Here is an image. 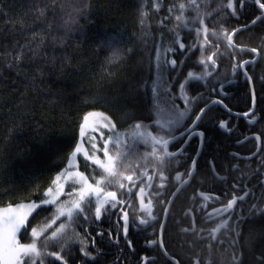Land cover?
<instances>
[{
  "label": "snow or ice",
  "instance_id": "6c2138e0",
  "mask_svg": "<svg viewBox=\"0 0 264 264\" xmlns=\"http://www.w3.org/2000/svg\"><path fill=\"white\" fill-rule=\"evenodd\" d=\"M252 4L253 18L233 25L248 0H138L133 17L139 36L114 27L95 37L88 53L105 70L122 69L139 57V74L129 81L127 99H80L77 106L87 111L69 143L71 151L55 153L67 162L48 167L49 173L57 170L46 182H41L43 170L32 165L0 182L6 185L0 191V264H105V246L116 250L110 264H156L136 251L131 238L148 229L155 238L145 236L146 244L157 246L166 264H183L166 244V223L183 187L197 174H211L220 183L217 191L195 190L192 199L198 195L201 202L187 210L191 224L182 229L207 240L209 258L203 264H212L214 244L230 252L229 264H245V245L256 264H264V75L257 80L249 68L264 59V48L236 39L242 31L264 26V0ZM97 7L94 0H27L19 13L10 9L9 15L0 6V15L10 22L0 30V68L15 76L9 81L0 72V81L24 100L32 98L29 107H43V97L64 111L66 90L53 92L49 84L67 75L68 49L87 43L85 32L95 22ZM243 53L250 56L242 58ZM241 77L243 96H231L229 86ZM141 83L150 108L143 117L126 111ZM238 100L246 110L233 112L230 104ZM9 103L0 105L8 113ZM104 105L131 121L128 129L122 132ZM217 107L252 125L243 141H254L256 151L233 152L227 168L213 158L205 171L198 167L210 139L203 126L213 124L229 134L237 127L229 126L230 120L217 121ZM193 138L196 146L190 152ZM30 155V148L22 150L23 158ZM244 161L250 172L241 171ZM169 169L175 172L174 190ZM197 213L213 226L197 229ZM191 264L202 261L197 255Z\"/></svg>",
  "mask_w": 264,
  "mask_h": 264
},
{
  "label": "trees",
  "instance_id": "16d2710c",
  "mask_svg": "<svg viewBox=\"0 0 264 264\" xmlns=\"http://www.w3.org/2000/svg\"><path fill=\"white\" fill-rule=\"evenodd\" d=\"M27 0H0V6H3V11L12 14V12L19 13ZM138 0H94L96 8V15L92 18L95 22L88 26L85 32V39L87 43L68 49L67 55L71 58V67L68 69L67 75L62 79L53 77L50 81L49 87L55 92L58 89L66 90L68 94L67 103L61 102L64 111H61L60 106H54L44 103V98L41 97L40 104L33 105L32 98L24 100L21 96L14 94L10 84L6 85L4 81H0V105L4 101H9L11 112L0 107V172L6 175H0V182L8 178H17V174L21 169L27 170L30 165L35 168L43 170L41 182L47 181L48 177L57 170L53 168V172L46 171L54 163L60 164L61 167L67 161L61 163L59 157L55 154L58 150L61 156L66 155L71 151L69 143L76 135L80 117L84 111V107H78L80 99H88L95 96L108 95L111 97H122L127 99L129 91L128 84L139 74V57L128 63L125 67H105L101 62L88 53L89 47H94L93 41L96 36L113 29L114 27L127 28L130 33L140 34L139 28L134 23V7ZM12 12H9V10ZM10 26L6 16L0 15V30H5ZM262 31V28L259 29ZM252 35H249L246 40L250 41ZM252 39V38H251ZM254 42V40H252ZM79 53V54H75ZM144 63H147L145 59ZM0 72H4L8 80L15 79L13 73L6 69L0 68ZM112 73V75H108ZM145 75H147L145 73ZM114 77V78H113ZM30 96H34L32 90L29 89ZM145 89L141 83L138 94L132 101V107L127 108L129 114L136 116L149 115L150 108L148 106L149 96L144 94ZM244 93L243 86L236 97H242ZM107 108L114 119H116L120 130L123 132L128 129L131 121L126 122V117L116 111L111 105L100 106ZM233 111L246 110V104L243 100L234 101L230 104ZM215 114V113H214ZM147 123V121H145ZM23 124V130L17 131L16 127ZM9 129L13 130V134L9 136ZM219 151L222 147L227 146L225 138L218 140ZM30 148L31 155L28 158L22 157V150ZM217 151L213 154L212 159L216 158L218 161ZM81 167L83 170L84 161L80 158ZM6 185L0 186V191ZM168 243H173V239L169 238ZM243 243V242H242ZM177 248L178 245H177ZM186 249V248H185ZM173 250L178 253L182 260L188 257L183 252L185 250ZM184 254V255H183ZM257 253L256 255H258ZM198 254H191L189 259L195 258ZM207 253L199 257L202 264L207 260ZM212 264H229L230 252L225 251L224 248L214 247L210 257ZM245 264H256V258L250 252L247 246H244Z\"/></svg>",
  "mask_w": 264,
  "mask_h": 264
},
{
  "label": "flooded vegetation",
  "instance_id": "af4514ba",
  "mask_svg": "<svg viewBox=\"0 0 264 264\" xmlns=\"http://www.w3.org/2000/svg\"><path fill=\"white\" fill-rule=\"evenodd\" d=\"M248 5L249 6L245 10H243V13L239 17V20L234 19L232 21L233 25L247 23L253 18L255 6L252 4V0H248ZM260 28H262V31L259 30ZM249 35H252V39L250 38V41L246 40ZM236 39L238 42L244 43L248 46L264 48V26L258 24L247 31H242L236 36ZM252 40H254V42H252ZM249 56V53L242 54V58H248ZM225 67H227V65H225ZM249 68L252 70L253 75L258 80L260 76L264 75V59H258L257 63L255 65H249ZM243 84L244 80L241 77L239 81L229 86V94L231 96H237V94L241 91V87L243 86ZM214 117L217 121L219 119L230 120L229 126L235 124L237 127L231 134H229L213 124H207L203 126L206 131V136L210 139L206 145L204 154L198 160V167L199 169L205 171L210 169L208 161L212 160V156L216 151L218 157L217 164H222L225 168H227L228 160L231 158V154L233 152H239L242 156H246L251 152L256 151L254 141H243V137L245 135H250L249 130L252 128V125L248 124L247 121L244 120V118L235 117L234 115L227 113L220 107H217ZM259 128L260 126L257 125L256 129L259 130ZM222 137L225 138L227 146L225 147L224 145V147H222L219 151L218 140ZM238 140L242 141V143L238 144ZM195 146L196 139L193 138L189 151L191 152L195 148ZM233 162L236 163L238 161ZM248 163V161L243 162V164L241 165V171L245 173L251 171V168L246 166ZM179 170L183 171V169ZM169 172L171 173L169 177L171 180V184L169 185V187L171 190H174L171 185L176 183L175 172L171 171V169H169ZM236 174L237 173H233V175ZM219 187V181H214L211 174H208L206 176L197 174L195 177V182H190L183 187V190L179 194V198L175 200L174 206L170 210V214L166 223V232L164 239L171 252H173L172 249L176 251L178 249L182 250L183 248H186L183 252H185L184 254L188 258L186 260H182L183 264H191V260L193 258L190 260L189 256L191 254H198L196 246H199L198 250H201V252H206L208 254V249L206 247L207 240L201 241L195 234L185 233L182 231L183 228L188 227L191 224V216L186 215L187 210L189 208L198 206L201 202L198 195H196L195 200L192 199V197L195 195V190L199 189L202 191H217ZM213 223L214 222L208 221L206 217L200 216L199 213H197V229L209 228L213 226ZM107 226L108 225H105V227ZM145 236L151 239L155 238L151 229H148L145 233L131 234V238L133 239L136 251L141 255L147 254L151 259H154L156 261V264H166L167 258L159 252L157 246L146 244V241L144 239ZM169 238L173 239L172 244L168 243ZM121 242L123 244V241ZM177 245L179 248H177ZM214 247H216L215 244L213 246V250ZM217 247L219 248V246ZM115 252L116 250L114 248L105 246V264H110V262L115 258ZM131 259L135 262L138 257H132Z\"/></svg>",
  "mask_w": 264,
  "mask_h": 264
},
{
  "label": "bare ground",
  "instance_id": "6f19581e",
  "mask_svg": "<svg viewBox=\"0 0 264 264\" xmlns=\"http://www.w3.org/2000/svg\"><path fill=\"white\" fill-rule=\"evenodd\" d=\"M199 246H196V250L198 251V256L201 257L202 254H205L204 252H201V250H198ZM208 255V254H207ZM209 258V255L207 256V259Z\"/></svg>",
  "mask_w": 264,
  "mask_h": 264
}]
</instances>
